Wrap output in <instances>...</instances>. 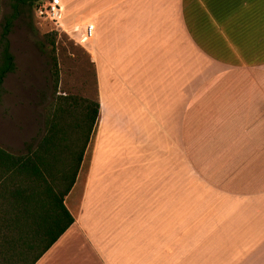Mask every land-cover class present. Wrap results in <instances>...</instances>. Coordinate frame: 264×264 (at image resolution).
Segmentation results:
<instances>
[{"label":"crops","instance_id":"1","mask_svg":"<svg viewBox=\"0 0 264 264\" xmlns=\"http://www.w3.org/2000/svg\"><path fill=\"white\" fill-rule=\"evenodd\" d=\"M60 2L98 118L35 264H264V0Z\"/></svg>","mask_w":264,"mask_h":264},{"label":"trees","instance_id":"2","mask_svg":"<svg viewBox=\"0 0 264 264\" xmlns=\"http://www.w3.org/2000/svg\"><path fill=\"white\" fill-rule=\"evenodd\" d=\"M13 7L36 10L41 0H12ZM17 12V11H16ZM0 37V92L15 71L7 36ZM56 31L44 35L53 85L44 133L34 149L14 154L0 146V264H35L74 222L66 198L79 171L86 168L98 118L96 96L58 93Z\"/></svg>","mask_w":264,"mask_h":264},{"label":"rangeland","instance_id":"3","mask_svg":"<svg viewBox=\"0 0 264 264\" xmlns=\"http://www.w3.org/2000/svg\"><path fill=\"white\" fill-rule=\"evenodd\" d=\"M13 4L12 0H0V37L9 20L8 50L16 67L4 78L0 92V146L21 154L26 153L28 146L34 149L43 135L45 117L52 102L49 50L44 41L46 33L57 32L58 93L76 94L92 100L95 89L86 50L69 34L60 29L57 31L49 22L37 17L35 10L26 6L15 10ZM80 186L79 183L65 201L73 214L77 209Z\"/></svg>","mask_w":264,"mask_h":264},{"label":"built area","instance_id":"4","mask_svg":"<svg viewBox=\"0 0 264 264\" xmlns=\"http://www.w3.org/2000/svg\"><path fill=\"white\" fill-rule=\"evenodd\" d=\"M61 0H41L40 4L36 8L37 17L49 22L57 31L60 29L64 31L60 26L62 8ZM94 25L87 21L82 25L74 26L70 33H67L71 38L81 46L83 43H87L93 34ZM76 34V36H74Z\"/></svg>","mask_w":264,"mask_h":264}]
</instances>
